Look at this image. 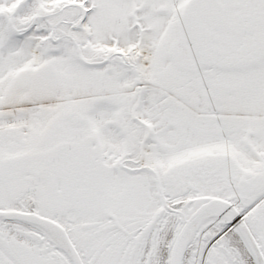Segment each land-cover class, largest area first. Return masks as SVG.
Here are the masks:
<instances>
[{"label":"snow or ice","instance_id":"6c2138e0","mask_svg":"<svg viewBox=\"0 0 264 264\" xmlns=\"http://www.w3.org/2000/svg\"><path fill=\"white\" fill-rule=\"evenodd\" d=\"M0 264H264V0H0Z\"/></svg>","mask_w":264,"mask_h":264}]
</instances>
